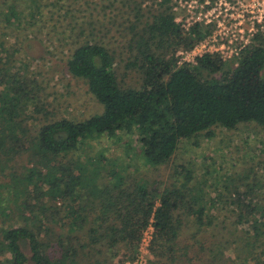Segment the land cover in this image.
<instances>
[{"label": "trees", "instance_id": "16d2710c", "mask_svg": "<svg viewBox=\"0 0 264 264\" xmlns=\"http://www.w3.org/2000/svg\"><path fill=\"white\" fill-rule=\"evenodd\" d=\"M7 2L0 0V7ZM0 15L2 23L14 27L13 20H20L23 13L14 5ZM203 37L199 27L185 31L170 7L161 5L129 45L128 67L138 69L139 89L122 87L110 48L98 42L81 44L68 60V70L87 83L104 111L81 122L42 124L36 134L27 111L32 104L40 110L38 84L25 74L29 64L19 57L24 47L7 46L0 38V264H68L79 255L74 241H80L79 233L87 226L92 245H125L127 261L138 255L150 225L155 256L173 263L202 260L204 227L214 225L210 204L196 210L182 190L149 191L146 184L97 165L101 158H92L91 163L81 157L64 160L87 142L124 136L131 140V152L135 144L147 165L155 167L168 163L182 140L202 133L213 137L214 127L234 130L255 123L264 128V39L258 38L236 65L216 55H204L196 65L179 64L176 51L191 50ZM227 64L232 67L225 69ZM24 157L33 165L21 164L18 159ZM186 178L190 181V176ZM244 195L238 192L237 200L253 214L254 208L248 212L250 204H242ZM181 212L191 216L196 231L183 235ZM240 217L242 221V213ZM254 220L258 229L260 221ZM257 235L255 243L263 245L262 234ZM221 238L216 247L226 248L227 238ZM225 257L220 250L213 261L224 262Z\"/></svg>", "mask_w": 264, "mask_h": 264}, {"label": "rangeland", "instance_id": "374dc122", "mask_svg": "<svg viewBox=\"0 0 264 264\" xmlns=\"http://www.w3.org/2000/svg\"><path fill=\"white\" fill-rule=\"evenodd\" d=\"M37 1L8 0L5 6L2 4L0 7V12H7L16 5L23 13L20 19L22 22L13 20L14 27L2 23L0 15V38L7 46L17 43L18 48L24 47L19 57L29 64L25 74L34 78L38 84L36 94L42 102L38 105L40 110H35L32 104L27 111L34 118L30 119L34 134L42 124L62 119L81 122L103 113L104 107L89 92L87 83L71 75L68 70L67 62L78 46L98 42L110 48L115 53L122 87L139 89L140 73L138 69L128 67L132 59L130 43L138 40L145 23L161 5L170 7L175 17L179 16L173 0H133V3L130 0ZM32 11L36 17L30 16ZM28 44L31 46L27 47ZM184 50L178 49L175 54L181 63L188 62H183L178 55ZM189 62H193L192 59ZM225 63L236 65V61ZM230 67L231 64H227L225 69ZM213 133L211 138L202 133L182 140L172 159L155 167L147 165L135 144L131 152V140L124 136L122 139L102 137L87 142L64 160L68 163L71 158L81 157L84 162L91 163L92 158H101L99 163L95 162L97 165L108 171H118L120 176L130 182L146 184L149 191L155 188L161 192L182 190L186 202H190L196 210L203 203L210 204L212 212L208 213L214 217V225L204 227L205 232L200 240L204 247L199 255L201 261L184 258L182 262L178 260L173 263L167 258L155 256L151 251V233L143 235L136 258L127 261L125 245H92L93 235L89 232L91 226L86 233L87 226L82 234L79 233L80 241H74L79 255L72 258L74 262L68 260V264H131L140 255L144 256L146 264L263 263L264 244L255 242L258 240V232L262 234L259 241L264 242V233H261L264 232V128L255 123L241 124L234 130L217 126L213 128ZM18 160L21 164L33 165L29 157ZM187 176H190V181H187ZM238 192L246 194L243 196L246 197L245 202L241 203L250 204L252 207L248 212L254 208L253 214L246 213L247 208L238 202ZM183 212V235H188L197 229L191 216ZM254 218L260 221L258 229L254 225ZM187 221L191 223L188 225ZM223 235L227 238V249L216 247V242L221 237L223 239ZM183 242L181 237L182 248ZM200 246L193 250L199 251ZM220 250L225 251L227 257L224 262H214V255ZM252 250L253 260L248 255ZM190 256H194L192 252Z\"/></svg>", "mask_w": 264, "mask_h": 264}, {"label": "built area", "instance_id": "2783aa9c", "mask_svg": "<svg viewBox=\"0 0 264 264\" xmlns=\"http://www.w3.org/2000/svg\"><path fill=\"white\" fill-rule=\"evenodd\" d=\"M173 1L179 15L175 22L187 32L199 27L204 34L191 50L178 54L183 62L197 63L204 55H216L224 62L237 61L258 38L264 39V0ZM179 64L186 63L179 60ZM145 233H151L152 238L154 228L150 225ZM131 264L146 261L140 255Z\"/></svg>", "mask_w": 264, "mask_h": 264}]
</instances>
